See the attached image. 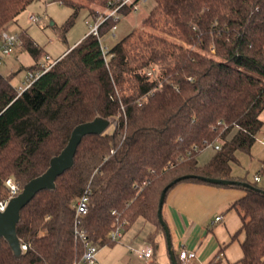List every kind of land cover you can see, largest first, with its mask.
I'll return each instance as SVG.
<instances>
[{
    "label": "trees",
    "instance_id": "obj_1",
    "mask_svg": "<svg viewBox=\"0 0 264 264\" xmlns=\"http://www.w3.org/2000/svg\"><path fill=\"white\" fill-rule=\"evenodd\" d=\"M35 1L0 0V32ZM58 1L73 9V23L84 8L95 20L105 16L110 0ZM151 1L144 27L110 48L108 60L101 38L112 32L111 18L22 93L0 73V202L11 195L7 179L22 189L45 172L77 125L96 117L117 122L111 132L85 137L56 190L40 192L24 208L17 232L28 248L17 258L2 240L0 264L80 259L76 205L86 190L89 211L80 228L92 242L114 245L113 230L126 232L143 218L156 226L149 239L153 264H160L154 242L165 236L161 194L172 182L167 195L182 182L207 183L182 179L190 175L239 182L226 185L246 192L230 208L241 218L233 240L244 234L242 264H264V189L232 174L237 153H250L264 127V0ZM21 37L38 60L42 48ZM210 145L220 149L201 166L198 157ZM219 255L210 264H222Z\"/></svg>",
    "mask_w": 264,
    "mask_h": 264
},
{
    "label": "rangeland",
    "instance_id": "obj_2",
    "mask_svg": "<svg viewBox=\"0 0 264 264\" xmlns=\"http://www.w3.org/2000/svg\"><path fill=\"white\" fill-rule=\"evenodd\" d=\"M151 5L152 1L147 0L140 5L138 11L122 14L119 21L116 23L117 30L101 38L103 47L110 49L121 39L129 35L134 29H142ZM72 13L73 9L71 7L62 4L58 0H38L29 5L27 9L19 15L17 21L10 25L9 28L11 31L26 33L38 46H40V48H42L40 58L35 60L24 47H20L17 50L18 56H14L11 60L9 58L0 68L1 74L11 76V82L18 90L25 87L28 72L36 63L54 62L66 51L68 46L72 47L75 43H78V41H82L85 34H89L90 29L95 24V20L94 17L89 14L88 9H82L73 23H71ZM30 15L37 16L38 21L30 22ZM261 118L264 120V112ZM116 124L117 122L115 120L114 124L107 132L114 130ZM211 153H216L213 145L208 146L202 151L199 155L202 156L200 161L206 159ZM209 159L210 157L206 162L209 161ZM237 159L238 162L233 164L235 175L253 183L255 175L261 173L262 180H264V127L262 132L258 135L251 152H238ZM206 162H203V164ZM258 186L260 187L261 183H258ZM230 217L231 226L237 227L235 231L238 232L241 227L238 215H231ZM149 228H151V226L143 218H139L129 230L123 232V238L120 241L116 242L114 245H106L99 249L97 254L99 264H145L134 255L129 249V245H135L138 242L144 241ZM44 232L45 231L42 230L41 234ZM238 239H240V241L244 239V234L240 233ZM238 239L231 241L232 245L229 261L232 264H240L242 251ZM154 245L156 246V263H170L166 237L163 239H155Z\"/></svg>",
    "mask_w": 264,
    "mask_h": 264
},
{
    "label": "crops",
    "instance_id": "obj_3",
    "mask_svg": "<svg viewBox=\"0 0 264 264\" xmlns=\"http://www.w3.org/2000/svg\"><path fill=\"white\" fill-rule=\"evenodd\" d=\"M89 34H85L84 38ZM73 46H68L66 51L58 58L64 56ZM14 56H18L17 51ZM235 133L236 130L231 133L230 137ZM214 154L211 153L203 161H200L202 156H199V165L202 166L208 163ZM209 157V161L206 162ZM203 162L206 163L203 164ZM232 174L238 177L234 174L233 165ZM256 177L260 179L257 182L261 183L260 188L264 189V180H262L261 173L255 175L253 182H256ZM245 195L246 192L239 188L207 183L182 182L176 185L168 193L163 207V218L171 232L173 250L177 253L183 249L194 251L196 258L188 262V264H210L219 254L222 264H232L229 261V255H231V241H233V235L237 227L231 226L230 216L238 215L240 222L241 218L235 210L230 208L234 202ZM217 217H221V220L216 221ZM146 222L151 228L147 231L146 239L136 244L150 243L149 236L156 231L154 224ZM164 237L163 234H159L156 239H163ZM238 240L240 243L243 239L241 241L240 239ZM241 257L242 254L240 259ZM240 264L242 263L240 262Z\"/></svg>",
    "mask_w": 264,
    "mask_h": 264
},
{
    "label": "water",
    "instance_id": "obj_4",
    "mask_svg": "<svg viewBox=\"0 0 264 264\" xmlns=\"http://www.w3.org/2000/svg\"><path fill=\"white\" fill-rule=\"evenodd\" d=\"M114 122L115 119L96 117L94 120L81 123L73 129L66 147L58 155L51 158L49 167L46 171L26 183L18 195L11 197L7 202L5 210L0 209V246L1 241L4 240L9 245L15 257L20 258L23 255L22 241L18 236L17 229L24 208H26L40 192L45 190H56L57 179L74 167L78 147L85 137L106 133ZM182 179H198L207 183L224 186L239 183L238 181L195 175L185 176ZM175 183L176 182H172L164 188L158 208V218L165 232L168 253L172 264L178 263L172 247L171 232L163 218V207L167 197V191ZM242 185L245 187H252L246 182H243Z\"/></svg>",
    "mask_w": 264,
    "mask_h": 264
},
{
    "label": "built area",
    "instance_id": "obj_5",
    "mask_svg": "<svg viewBox=\"0 0 264 264\" xmlns=\"http://www.w3.org/2000/svg\"><path fill=\"white\" fill-rule=\"evenodd\" d=\"M147 0H110L109 1V9L105 16H100L95 20V24L91 28V33L95 35H99V27L102 23H104L107 19L111 18L115 22V25L112 27V32L117 30L116 23L119 21L122 14V9L131 6L132 12L138 11L140 9V5L146 2ZM30 22H37L38 17L35 15H30ZM23 47V39L21 37V33L17 31H11L10 28L3 30L0 32V68L4 65L6 60L15 55L16 51ZM103 54L105 58L108 60L110 58L109 49L103 47ZM54 62L51 63H43L40 62L37 64L38 68L35 70H30L28 72L26 78V85L24 88L19 90L20 93L28 89L41 75L50 70ZM151 74V73H149ZM216 149H220L219 146L215 147ZM259 177L255 178V181L258 182ZM10 189V197L4 201L0 202V209L5 210L8 200L18 195L21 192L18 184L12 179L9 178L6 181ZM89 198L90 192L86 190L84 194L80 197L76 205V224H75V234L77 240L84 244V253L80 259H77L73 262V264H99L97 259V254L99 252V246L94 244L88 234L80 228V217L86 215L89 211ZM221 220V217H217L216 221ZM110 237L112 240L118 242L123 238V231L120 228L113 230L110 233ZM23 251L27 250L28 245L22 243ZM129 249L134 253V255L144 262L145 264H153L155 250L152 244L144 242L135 245H129ZM180 259L188 264V262L192 261L196 258V253L194 251H189L187 249H183L179 252Z\"/></svg>",
    "mask_w": 264,
    "mask_h": 264
}]
</instances>
